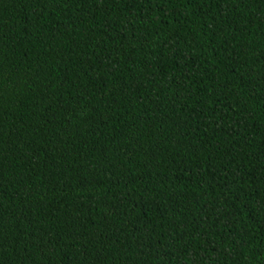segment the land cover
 <instances>
[{
  "label": "trees",
  "instance_id": "trees-1",
  "mask_svg": "<svg viewBox=\"0 0 264 264\" xmlns=\"http://www.w3.org/2000/svg\"><path fill=\"white\" fill-rule=\"evenodd\" d=\"M0 264H264V0H0Z\"/></svg>",
  "mask_w": 264,
  "mask_h": 264
}]
</instances>
